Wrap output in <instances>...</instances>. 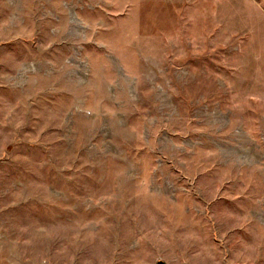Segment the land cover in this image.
<instances>
[{"label": "rangeland", "instance_id": "obj_1", "mask_svg": "<svg viewBox=\"0 0 264 264\" xmlns=\"http://www.w3.org/2000/svg\"><path fill=\"white\" fill-rule=\"evenodd\" d=\"M264 264V0H0V264Z\"/></svg>", "mask_w": 264, "mask_h": 264}, {"label": "water", "instance_id": "obj_2", "mask_svg": "<svg viewBox=\"0 0 264 264\" xmlns=\"http://www.w3.org/2000/svg\"><path fill=\"white\" fill-rule=\"evenodd\" d=\"M157 264H165L163 261H159Z\"/></svg>", "mask_w": 264, "mask_h": 264}]
</instances>
